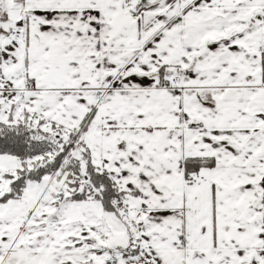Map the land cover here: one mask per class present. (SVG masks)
<instances>
[{"label": "snow or ice", "instance_id": "1", "mask_svg": "<svg viewBox=\"0 0 264 264\" xmlns=\"http://www.w3.org/2000/svg\"><path fill=\"white\" fill-rule=\"evenodd\" d=\"M0 264H264V0H0Z\"/></svg>", "mask_w": 264, "mask_h": 264}]
</instances>
